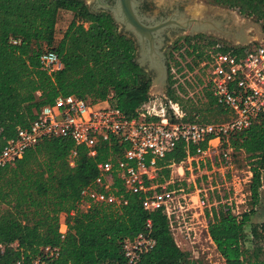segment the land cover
I'll list each match as a JSON object with an SVG mask.
<instances>
[{"label":"trees","instance_id":"16d2710c","mask_svg":"<svg viewBox=\"0 0 264 264\" xmlns=\"http://www.w3.org/2000/svg\"><path fill=\"white\" fill-rule=\"evenodd\" d=\"M206 1L250 18L264 33V0ZM59 13H69L71 20L57 40ZM9 39L18 43L12 45ZM194 40L207 47L217 45L219 51L241 50L202 36ZM179 46L168 51L166 99L177 103L187 119L222 120L224 114L209 93L192 88L200 85L191 74L201 50L196 45L191 50L187 43ZM43 50L56 54L60 70L47 74L40 69ZM171 67L176 75L182 72L178 78L182 83L173 79ZM149 88V75L134 61L133 42L117 31L107 14L89 13L81 0H0V149L16 128H26L34 113L58 96L71 95L88 105L105 102L132 117L150 98ZM229 144L251 172L246 186L249 211L237 218L221 209L212 211L207 233L224 264H264V258H258L264 254V223L249 222L254 206L264 202V114L233 134ZM71 149L76 156L69 167ZM108 149L100 145L90 160L68 139H43L19 160L0 168V264L19 259L28 264L44 246L58 249L57 256L42 258L45 264H126L121 243L146 232V219L154 246L138 264H195L175 248L164 218L142 211L137 196L126 195V204L118 209L93 205L86 212L68 214L77 206L79 189L94 177V162L118 155L115 147L109 153ZM183 156L179 145L162 163L178 162ZM162 173L167 176V171ZM115 188L120 190V184ZM61 219L67 228L62 240L57 233Z\"/></svg>","mask_w":264,"mask_h":264},{"label":"built area","instance_id":"2783aa9c","mask_svg":"<svg viewBox=\"0 0 264 264\" xmlns=\"http://www.w3.org/2000/svg\"><path fill=\"white\" fill-rule=\"evenodd\" d=\"M8 41L18 43L15 39ZM194 45L202 53L192 73L200 81L196 88L209 93L214 106L224 114L222 120L205 122L198 116L187 119L165 93L151 96L132 117L105 102L88 105L71 95L58 96L41 106L26 128H16L14 137L5 140L0 149V168L19 160L26 149L43 139H68L73 147H82L90 160H94L100 145L106 144L108 153L113 146L118 155L94 162L95 175L79 189L77 206L68 214L86 212L93 205L118 209L126 204V195H134L142 211L158 212L164 218L172 243L190 262L211 264L213 254L224 264L207 226L212 211L221 209L236 218L249 211L246 186L251 172L229 139L264 114V38L254 48L236 51H219L217 45L207 47L206 42L195 40L188 47L192 50ZM38 64L47 74L61 69L58 57L50 50L40 53ZM175 72L171 67L170 73L177 80L182 72ZM182 81L178 79V83ZM179 145L183 158L162 163ZM75 156V149H71L69 167ZM163 171H167L166 177ZM117 183L120 190L115 188ZM144 228L146 232L122 241L126 264H138L141 255L153 248L148 219ZM66 230L61 219L57 228L60 240ZM40 252L28 264H45L42 258L57 256L58 249L44 246ZM14 264L24 263L19 259Z\"/></svg>","mask_w":264,"mask_h":264},{"label":"water","instance_id":"95a60500","mask_svg":"<svg viewBox=\"0 0 264 264\" xmlns=\"http://www.w3.org/2000/svg\"><path fill=\"white\" fill-rule=\"evenodd\" d=\"M130 2L131 0H117L116 6L110 8L104 5V7L110 13L115 25L123 26L124 30L132 34L139 56L134 61L150 74L148 90L150 97L162 96L164 89L168 86L167 66L164 56L159 51L162 45L161 34L164 29L175 26L183 29L190 28L192 33L215 34L226 39L230 45L240 47H246L250 43L257 45L264 38L262 27L259 24L251 20L242 24L234 11L210 4L195 6L190 11L187 10L189 7H186L185 12L190 14L189 18L180 21L167 19L151 26H144L132 15ZM247 28L254 30L256 40L252 41L246 35Z\"/></svg>","mask_w":264,"mask_h":264},{"label":"flooded vegetation","instance_id":"af4514ba","mask_svg":"<svg viewBox=\"0 0 264 264\" xmlns=\"http://www.w3.org/2000/svg\"><path fill=\"white\" fill-rule=\"evenodd\" d=\"M81 1L84 3L89 13H92L94 15L99 13H105L110 18L111 15L108 12V10H106L104 5L110 8L117 5L116 4L117 0H81ZM199 3L209 4L206 0H202V2L200 0H161V4L155 6L153 0H131L130 6H131L132 15L135 18H137L138 21L141 22V24H143L144 26L147 25L151 26L154 23L163 22L167 19L180 21L183 20L184 18H189L190 14L188 12L187 13L185 12L186 6L190 5L189 8H187V10L190 11L195 6H198ZM234 13H236L237 17H240L236 11H234ZM116 26H117V31L120 34L125 35L133 42L134 59L139 58L138 47L135 44L132 34L124 30L123 26H119V25ZM200 36H202L203 38L213 39L218 42L229 44V42L226 39L215 34L205 35L204 33H192L190 31V28L183 29L182 27H178V26L166 28L163 30L161 34L162 45L159 48V51L164 56L165 65L167 66L168 51L171 48L176 50L179 44L187 43V45H189L190 41L194 40V38H200ZM179 49H181L180 46ZM147 74L150 76L148 72ZM166 89H164V93Z\"/></svg>","mask_w":264,"mask_h":264},{"label":"rangeland","instance_id":"374dc122","mask_svg":"<svg viewBox=\"0 0 264 264\" xmlns=\"http://www.w3.org/2000/svg\"><path fill=\"white\" fill-rule=\"evenodd\" d=\"M202 2V0H200ZM153 3L155 6H158L161 4V0H153ZM211 5V4H210ZM198 6L200 7L201 6V3L198 4ZM215 6V5H213ZM186 7H189V5H187ZM219 7V6H218ZM71 20V15L69 13H59L58 15V20H57V24H56V29H57V33L55 35V38H58V36L60 35V32L65 28V26L68 24V22ZM247 20H251L250 18H244V17H239V21L242 23V24H245V22ZM252 21V20H251ZM248 22V21H247ZM254 22V21H253ZM85 26V25H84ZM263 32V31H262ZM246 35L253 41V40H256L257 36L256 34L254 33V30L251 29V28H247L246 30ZM220 43V42H219ZM222 44H225L227 46H230V47H234V48H254L252 47V45L254 43H250L248 44L246 47H240V46H232L228 43H222ZM192 76V74H191ZM191 80V78H188ZM192 84V83H191ZM190 84V86H191ZM192 88H196L194 86H192ZM207 118L209 119H217V116H210V115H207ZM249 222L251 224H257V223H264V202L263 203H260L256 206V209L254 211V213L250 216L249 218ZM258 258H264V254H260ZM211 264H221V262L216 259L214 257V255L212 254L211 257ZM207 264V263H205Z\"/></svg>","mask_w":264,"mask_h":264},{"label":"crops","instance_id":"0c3cea01","mask_svg":"<svg viewBox=\"0 0 264 264\" xmlns=\"http://www.w3.org/2000/svg\"><path fill=\"white\" fill-rule=\"evenodd\" d=\"M54 36H55V35H54ZM60 37H61V35H59V36H58V38H55V37H54V38H55V39H57V40H59V39H60Z\"/></svg>","mask_w":264,"mask_h":264}]
</instances>
